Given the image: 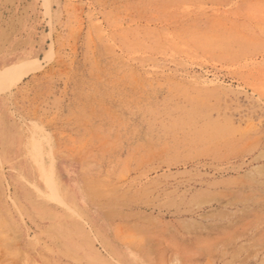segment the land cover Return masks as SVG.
I'll use <instances>...</instances> for the list:
<instances>
[{
	"label": "rangeland",
	"instance_id": "obj_1",
	"mask_svg": "<svg viewBox=\"0 0 264 264\" xmlns=\"http://www.w3.org/2000/svg\"><path fill=\"white\" fill-rule=\"evenodd\" d=\"M0 264H264V0H0Z\"/></svg>",
	"mask_w": 264,
	"mask_h": 264
}]
</instances>
